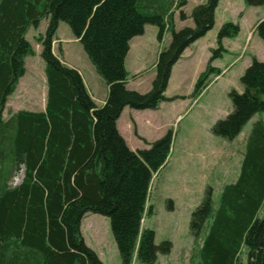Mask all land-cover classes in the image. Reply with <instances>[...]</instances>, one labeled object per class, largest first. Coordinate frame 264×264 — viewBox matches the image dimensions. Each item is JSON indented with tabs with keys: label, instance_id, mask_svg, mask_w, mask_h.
I'll return each instance as SVG.
<instances>
[{
	"label": "trees",
	"instance_id": "1",
	"mask_svg": "<svg viewBox=\"0 0 264 264\" xmlns=\"http://www.w3.org/2000/svg\"><path fill=\"white\" fill-rule=\"evenodd\" d=\"M249 7L264 0H243ZM219 0H206L191 10L193 27L172 28L168 12H179L185 0H0V264H103L84 242L85 215L109 219L121 264H155L171 244L155 243V233L142 228L152 176L165 166L173 132L167 130L148 149L132 152L116 128L124 108L156 110L173 65L191 44L213 27ZM169 17V20L167 18ZM47 19L45 33L35 38L41 47L47 97L44 113L19 111L3 120L8 98L24 74V59L34 55L26 39L30 28ZM65 23L107 86L97 107L79 73L52 52L59 23ZM157 28L170 43L159 52L148 92L126 88L124 62L129 42ZM237 24L224 23L216 35L207 67L194 86L198 98L211 77L220 75L211 63L226 50L222 41L237 37ZM254 32L264 42V19ZM243 91L228 93L232 111L211 127L224 141L235 140L245 125L264 113V63L251 57L240 77ZM239 174L213 201L208 187L191 214L190 233L200 239L196 264H264V122L258 120L246 136ZM23 168L18 185L10 181ZM146 213V214H147Z\"/></svg>",
	"mask_w": 264,
	"mask_h": 264
},
{
	"label": "rangeland",
	"instance_id": "2",
	"mask_svg": "<svg viewBox=\"0 0 264 264\" xmlns=\"http://www.w3.org/2000/svg\"><path fill=\"white\" fill-rule=\"evenodd\" d=\"M196 1L197 0L189 1L188 6L185 7L187 13L190 14ZM243 4L245 8L251 10V14L246 11V17L244 19L246 22H241L243 23L241 24V34H245L248 29L249 33L252 34V29L255 24L254 22L261 17H264V5L259 7H249L245 5L244 1ZM236 7L237 6H234V8ZM235 20H237V18H235ZM47 23L48 20L43 19L39 23L37 29L30 28L28 30L26 37L27 41L32 46L34 55L29 57L30 60L27 67L28 69L29 67H32V71L30 76L27 75L25 77V80L30 81V77L35 78L34 84H36V90L38 91L40 90L39 82L45 77V75L44 63L39 55H35V49H37L39 45L35 42V38L45 33ZM221 23L216 22L206 33L209 34L201 43H203L207 37L215 38L221 28ZM177 24H179V22H177ZM175 29L178 31L179 26L176 25ZM55 35L65 44L64 47L67 52L69 48L71 49L75 54L73 55L74 58H76V55H80L82 59L89 64L81 44L78 41H74L75 38L70 28L65 23H59ZM169 35L168 32L167 36L169 37ZM145 37H149L148 31L145 33ZM161 41L156 39L154 47H159L162 51L168 47L169 42ZM54 45L53 48L55 50V55L58 57V44L56 43ZM215 48L216 45L213 47V50ZM244 50L245 52L238 57V61H235V58H232L231 56L227 57L226 55H222L221 58L212 62L214 63L212 65L213 68L217 67L224 70L226 65L234 61L231 70L227 74L225 73L228 69L224 70V72L222 70V74H225L223 76H215V79L211 77V82L208 87H206L196 99L191 97L197 80L191 87L192 90L189 84L192 80V73L195 71L198 62L195 59L192 62H189V64L183 66L182 76L178 79L175 86L176 91L180 94L168 98L167 101L162 103H170V105L173 106V101L176 100L177 102V100L180 99V96H184L182 98L188 100L186 105L188 107L190 106L188 111L177 121H174L175 118L172 117L171 125L166 126L164 123L168 122L171 110H168L170 105L165 104L157 115L156 127L147 136V141L150 144L160 139L166 133V130H171L173 132L171 152L167 162L159 173L152 176L150 183L146 210L148 211V209L151 208L153 213L152 215H148L146 212L147 214L145 213L141 222L142 228L150 229L155 233L156 245H160L165 241L171 244L169 254L158 255L155 264H196L194 256L197 254L201 240H195L190 233L189 223L191 214L201 203L208 187L212 189L213 201H216V197L224 185L233 183L236 180L241 162V154L239 151L242 142L246 135L252 130L254 123L258 120L264 122V113L255 115L245 125L239 136L231 142L225 141L224 143L222 142V139L215 137L211 133V127L214 123L218 120H223L232 111V105L228 98V93L232 90L236 92L239 91V93L243 91L242 85L240 84V77L244 73L246 65L250 64L251 57L264 63V42H262L256 34L253 41H248L246 43ZM132 54L131 49L128 56V69H130V63L134 64ZM66 56L68 59L69 57H73L68 54H66ZM210 57L211 51L207 58H205V62H208ZM78 60L80 61V59ZM154 63V58L145 62V70L148 72L143 74L142 79L138 81V83L130 84V89L140 91L138 93L141 94L146 93L150 89L151 81L154 78ZM80 67H82V65H80ZM94 74L103 86H106L104 81L96 75V73ZM172 90L173 87L171 86L167 93L171 95L174 91ZM15 106L16 102H10L8 108L13 109ZM184 111L185 110L183 109L181 114H183ZM126 112H129L128 108ZM124 117L128 119V114L125 113ZM164 127L168 128L164 130ZM133 141L134 144L129 143V146L133 149L132 152H135L137 149H148V147L143 146V142H138L136 140ZM136 144L138 146H136ZM22 174V169H19L17 174L10 181V185H18L22 179ZM263 214L264 203L259 212V218H262ZM89 215L88 218L90 219L83 222V230L87 242L86 245L98 255L103 264H121L117 247L111 233L109 219L97 214L89 213ZM132 264L140 263L133 261Z\"/></svg>",
	"mask_w": 264,
	"mask_h": 264
},
{
	"label": "crops",
	"instance_id": "3",
	"mask_svg": "<svg viewBox=\"0 0 264 264\" xmlns=\"http://www.w3.org/2000/svg\"><path fill=\"white\" fill-rule=\"evenodd\" d=\"M185 1L187 3L181 9V11L188 18L190 14L185 11V7L188 6L190 0H185ZM205 1L206 0H197L196 3L193 5L192 9L198 5L204 4ZM234 6H237V7L234 8ZM232 8H234V9H232ZM246 11H248V13L251 14V10H248L247 8H245V6L243 4V0L242 1L241 0H219L218 6L215 10V19H214L215 23L216 22L217 23L222 22L221 23V26H222L224 23L231 22V23H235V24L239 25V27H240L239 34L237 35V37L235 39H225L222 41V47L226 50V53L224 55H226L227 57L231 56L232 58H235V61H238L239 60L238 57L240 56V54L245 52L244 46L246 45V43L248 41H253L254 36H255L254 28H255L256 24L259 21L264 19V17H261L256 22H254L255 24H254L253 29H252V32H253L252 34L249 33V29H248L245 32V34L242 35L241 34L242 33V27L241 26L242 25L241 24L246 22V20H244L246 17L245 16ZM170 15H172V17H171L172 28L175 31H177L175 29L176 25L179 26L178 31L185 28V27H193V23L189 18L187 20H184V21H181L179 19V12L178 11H175L174 9H172L171 11L168 12L167 16H170ZM235 18H237V20H235ZM167 20H169V17L167 18ZM177 22H179V24H177ZM241 22H243V23H241ZM147 31L149 34L148 38L145 37V33ZM168 32L169 31H166L164 33V35L161 39L162 41L160 40L161 42L168 41L170 43V36L171 35H169V37H168L167 36ZM27 34H28V31H27L25 37H27ZM169 34H170V32H169ZM208 34H206L203 38L195 41L187 49H185V51L181 55L180 59L173 65V67L171 69V74H170V77H169V80L167 83L166 92H165V97L167 99L172 98L174 96H177V94H180L176 91L175 86H176L178 79L181 78V76H182V67L183 66H185L186 64H189V62H192L195 59L198 62L196 67H195V71H193V73H192V80L189 84L190 88L194 85V83L196 82L199 75L205 71L207 64H208V62H205V58H207V56L209 55V52L211 50H213V47L216 45V36H215V38L207 37L206 40H204V42L201 43L202 40ZM156 39H157V28L154 26L146 25L144 27L143 34L139 37L133 38L129 42V51L127 53V56H126L125 62H124L125 70L127 71V74H128L127 81H126V88L128 90L135 91V92L137 91L134 89H130L129 86H130V84L138 83V81H140L142 79L143 74L148 72L145 70V68H146L145 62L151 58H154V60L156 62L157 56H158L159 52L161 51L159 47L158 48L154 47V45H155L154 43H155ZM74 41H78V40L74 39ZM56 43L58 44V52H59L58 57H59L61 63L64 64L65 66L69 67V68L76 70L79 73V75L81 76V78L83 80L85 88H86L87 92L89 93L91 99L93 100L94 104L97 107L103 106V104L106 100V97H107L108 89H107V86H103V84L95 77L94 73H96V72H95L94 68L91 66L90 63H89L90 65L87 64V62H85V60H83L80 55H76V58H74L73 55H75V54L71 51L70 48L68 50V52H69L68 53L66 51V48L64 47L65 44L56 35H55V38H54V41L52 44L53 54H55V50L53 47L55 46L54 44H56ZM131 49H132V53H133L132 56L134 58V64L130 63L129 64L130 69H128V56H129ZM40 51H41V47H40V45H38L37 49H35V55L40 56ZM66 54L72 55L73 57H69V59H70L69 60L67 58ZM78 59H80V61ZM29 60H30L29 57H26L24 59V69H25L24 75L19 79L17 87L15 89V92L7 100V103H6V106H5V109L3 111V115H2L3 120H5V121L8 120V118L12 114H15L19 111H26V112H31V113H44V111H45L46 97H47L46 77H44L43 79L40 80V82H39L40 83V90L39 91L36 90V84H34L35 78L30 77V81L29 80L26 81L25 77L27 75L30 76L31 71H32V67L31 68L29 67V69L27 67L29 64ZM232 63L226 65L224 70L228 69V71L225 74H227L231 70ZM213 64L214 63L211 64V67H213L212 66ZM80 65H82V67H80ZM154 65H155V63H154ZM154 65H153V67H154ZM248 66L249 65H246L245 69ZM214 68H217V67H214ZM217 69L220 70L221 76L225 75V74H222L224 72L223 69H219V68H217ZM222 70H223V72H222ZM154 75H155V70H154ZM171 86L173 87L174 91L172 90L173 91L172 94L169 95L167 93V91L169 90V88ZM191 90H192V88H191ZM146 91H144V92H146ZM137 92H140V91H137ZM237 92L239 93V91H237ZM14 96H15V98H14ZM182 97H184V96H180V99L177 100V102H176V100L173 101V104H172L173 106H171L170 103H162L159 105V107L156 110L136 111V110H132V109L128 108L129 112H126L127 108H124L123 111L121 112L119 119L116 122V128H117V131L119 132V134L121 135V137L124 139L127 147L131 151H133V149L129 146V143L134 144L133 140H136L138 142L141 141L144 143L143 146L148 147L149 143L147 141V138H148L147 136L156 127L157 115H158V113H160L162 107L165 104L170 105L168 107V110L169 111L171 110L170 111L171 113H169L168 122L164 123V124H166V126L171 125L172 117L175 118L174 121H177L178 119L182 118L190 107V106L188 107L186 105L188 100H186V98H182ZM10 102L11 103L16 102L15 108H13V109L8 108L10 105ZM183 109L185 111L183 114H181V111ZM125 113L128 114V119H126L124 117ZM159 126H161V125H159ZM166 128H168V127H164V130ZM245 138L242 142V145H241V148L239 151V153L241 155L243 154L244 145L246 142ZM222 142L225 143V141H223V140H222ZM136 146H138V145L136 144ZM141 150H143V149H141ZM136 151H138V149ZM20 169H22V171H23L22 167ZM89 216H90L89 214L85 215V217L82 219V222H81V233H82L85 244H87V242H86V235H85L84 230H83V222H85L87 219H90V218H88Z\"/></svg>",
	"mask_w": 264,
	"mask_h": 264
}]
</instances>
